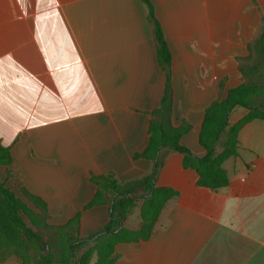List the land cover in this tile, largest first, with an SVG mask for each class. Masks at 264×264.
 <instances>
[{
	"label": "crops",
	"instance_id": "0c3cea01",
	"mask_svg": "<svg viewBox=\"0 0 264 264\" xmlns=\"http://www.w3.org/2000/svg\"><path fill=\"white\" fill-rule=\"evenodd\" d=\"M183 1L151 0L171 52V122L189 123L180 141L202 155L205 107L226 93H217V41L186 37ZM180 76L186 84L176 93ZM164 86L141 0H0V143L11 155L0 181L19 197L39 196L50 226L80 211L86 236L109 217L107 205L83 209L96 190L90 176L129 181L156 166L155 185L178 194L147 239L116 244L113 264H264V120L240 128L237 154L222 163L228 184L199 186L177 151L133 157L148 142ZM246 112L234 107L229 123ZM136 206L127 228L139 225Z\"/></svg>",
	"mask_w": 264,
	"mask_h": 264
},
{
	"label": "trees",
	"instance_id": "16d2710c",
	"mask_svg": "<svg viewBox=\"0 0 264 264\" xmlns=\"http://www.w3.org/2000/svg\"><path fill=\"white\" fill-rule=\"evenodd\" d=\"M141 1L152 27L159 65L165 72V86L158 106L150 112L148 142L133 157L155 160L161 149L177 151L183 167L197 172L199 186L223 188L228 184V176L222 163L237 154L240 128L253 119L264 120V30L254 40L249 55L239 58L238 70L243 81L205 107L199 131L204 153L196 155L180 141L189 123L183 119L175 126L171 122V52L151 0ZM236 106L247 112L229 123L228 115ZM10 162L8 147L0 143V165ZM155 169L156 166L150 173L129 181H120L112 173L91 175L96 190L83 209L107 205L110 215L97 231L86 236L78 232L80 211L65 223L50 226L46 222V203L39 196L26 192L24 198L19 197L0 181V262L15 256L19 264H113L116 244L147 239L165 203L178 194L170 186L155 185ZM139 199V225L127 228L124 220ZM35 227L53 231V245L46 241L48 249L43 253L42 236Z\"/></svg>",
	"mask_w": 264,
	"mask_h": 264
},
{
	"label": "rangeland",
	"instance_id": "374dc122",
	"mask_svg": "<svg viewBox=\"0 0 264 264\" xmlns=\"http://www.w3.org/2000/svg\"><path fill=\"white\" fill-rule=\"evenodd\" d=\"M178 1L181 2L175 0V4ZM183 2L184 10L188 11V18L182 19L186 37L191 39L193 35L201 36L205 33L207 44L213 39L217 41V93H226L230 87L243 81L238 70L239 58L249 55L254 40L264 30V0H184ZM176 8L180 9V5ZM198 23H200L199 28H197ZM174 40L177 45V40ZM184 41L187 42L188 39ZM184 84L186 82L180 76L175 81L176 93H182ZM140 202L139 199L137 205ZM136 211H138L137 206L133 209V215ZM35 229L41 234L42 242L46 244L47 241L53 245L51 228L35 227ZM15 259H7L0 264H18L19 260Z\"/></svg>",
	"mask_w": 264,
	"mask_h": 264
},
{
	"label": "water",
	"instance_id": "95a60500",
	"mask_svg": "<svg viewBox=\"0 0 264 264\" xmlns=\"http://www.w3.org/2000/svg\"><path fill=\"white\" fill-rule=\"evenodd\" d=\"M143 197H144V195H143ZM109 215H110V212H109ZM114 232H115V231H114ZM46 249H47V245H46L44 242H42L41 252H42V253L45 252Z\"/></svg>",
	"mask_w": 264,
	"mask_h": 264
}]
</instances>
